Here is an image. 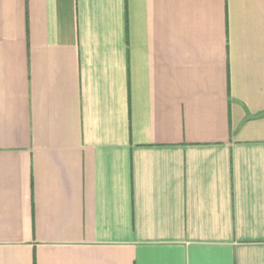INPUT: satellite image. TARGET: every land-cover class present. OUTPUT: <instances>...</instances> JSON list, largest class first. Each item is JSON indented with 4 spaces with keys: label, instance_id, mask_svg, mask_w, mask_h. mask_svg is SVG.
<instances>
[{
    "label": "crops",
    "instance_id": "0c3cea01",
    "mask_svg": "<svg viewBox=\"0 0 264 264\" xmlns=\"http://www.w3.org/2000/svg\"><path fill=\"white\" fill-rule=\"evenodd\" d=\"M0 264H264V0H0Z\"/></svg>",
    "mask_w": 264,
    "mask_h": 264
}]
</instances>
